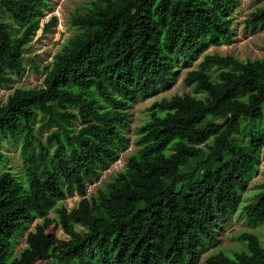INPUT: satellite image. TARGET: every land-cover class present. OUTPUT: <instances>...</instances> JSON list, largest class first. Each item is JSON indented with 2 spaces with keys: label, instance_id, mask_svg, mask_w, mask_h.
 I'll return each instance as SVG.
<instances>
[{
  "label": "trees",
  "instance_id": "1",
  "mask_svg": "<svg viewBox=\"0 0 264 264\" xmlns=\"http://www.w3.org/2000/svg\"><path fill=\"white\" fill-rule=\"evenodd\" d=\"M237 2L95 0L73 16L76 32L44 67L42 85L0 104V138L20 140L24 174L0 170V264H198L237 210L248 227L264 225V181L239 208L264 148L263 59L204 55L183 78L193 94L148 107L125 168L87 194L127 149L131 107L169 87L184 62L233 41ZM46 9L48 0H0L19 27L16 36L0 16V88L24 74ZM244 26H264V0ZM36 120L38 132L49 130L44 141ZM72 195L77 207L59 206ZM37 219L14 257L15 236ZM238 240L242 251L219 250L203 264H264L258 236L244 230Z\"/></svg>",
  "mask_w": 264,
  "mask_h": 264
},
{
  "label": "rangeland",
  "instance_id": "2",
  "mask_svg": "<svg viewBox=\"0 0 264 264\" xmlns=\"http://www.w3.org/2000/svg\"><path fill=\"white\" fill-rule=\"evenodd\" d=\"M95 0H48V9L44 11V15L39 23V29L32 39L27 43L23 53L22 62L25 72L21 78H15L8 87L0 88V104H4L7 97L13 93L15 89L40 87L44 79V67L51 66L54 55L62 48L67 40L76 32L75 25L72 24L74 15L85 12ZM262 4V0H238L237 5L233 8L231 14V25L233 31V41L228 44L218 46H210L199 54L196 59L190 62H184L176 71L169 87L163 89L160 93L135 103L130 109L131 129L129 131V143L127 149L119 153L118 158L110 165V167L100 173L99 179L87 184L88 196L94 195L98 188H102L108 181L125 168L127 158L135 152L134 128L142 121L145 110L154 102L162 98H169L173 95L193 94L191 87L183 84L185 74L196 69L198 63L204 55L217 54L219 56L231 55L238 60H264V26L256 28H246L244 21L248 15ZM0 16L5 22H9L12 26L13 33L19 35V27L9 20L4 11H0ZM55 18L48 29L43 30L44 25L51 19ZM39 121L34 123L35 133L37 137L44 141L49 130L37 131ZM20 140H3L0 138V170L10 171L13 176L21 181L23 177V160L20 152ZM264 148L261 150L255 169L247 178L246 185L241 189V197L239 208L245 203L251 201L254 195L262 190L261 185L264 181ZM80 197L72 195L66 197L59 206L65 207L68 211L77 207ZM54 216V212L50 213ZM40 220H35L24 226L21 233L15 236L12 243V254L18 256L19 252L26 246L27 233L34 230V227ZM248 230L259 237L261 244H264V225L256 228L248 227L243 217L239 215L237 210L225 220L221 221L217 226L216 241L206 243L205 248L201 252L198 264H203L204 259L216 251L222 250L226 254L230 252H240L244 249V244L238 240V236ZM58 236H62V232L58 231Z\"/></svg>",
  "mask_w": 264,
  "mask_h": 264
}]
</instances>
